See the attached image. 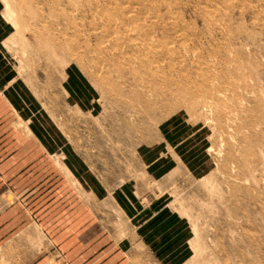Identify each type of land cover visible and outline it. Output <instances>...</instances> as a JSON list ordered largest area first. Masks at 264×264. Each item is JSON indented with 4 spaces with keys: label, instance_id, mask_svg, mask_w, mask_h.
<instances>
[{
    "label": "rangeland",
    "instance_id": "374dc122",
    "mask_svg": "<svg viewBox=\"0 0 264 264\" xmlns=\"http://www.w3.org/2000/svg\"><path fill=\"white\" fill-rule=\"evenodd\" d=\"M0 23L27 105L0 91V264H264V0H0Z\"/></svg>",
    "mask_w": 264,
    "mask_h": 264
},
{
    "label": "crops",
    "instance_id": "0c3cea01",
    "mask_svg": "<svg viewBox=\"0 0 264 264\" xmlns=\"http://www.w3.org/2000/svg\"><path fill=\"white\" fill-rule=\"evenodd\" d=\"M3 27H4L3 23H0V38H1L2 33L4 32ZM1 28H3V29H1ZM69 79H70V77L68 76L66 78V81ZM0 89H1L0 91L2 92V94L4 96L9 97V99L15 105L16 108H19L20 110H24L22 104L24 103V105H25L26 103H25V101L21 95V94H23V90H22L21 85H18L17 83H15L14 80L12 81V79H11V81H9V74H6V72H3V71L0 72ZM25 106H27V105H25ZM29 106L32 109V105H29ZM29 106H28V108H29ZM80 174H82V173L80 172V169H79V175ZM80 176L83 179L82 175H80Z\"/></svg>",
    "mask_w": 264,
    "mask_h": 264
},
{
    "label": "bare ground",
    "instance_id": "6f19581e",
    "mask_svg": "<svg viewBox=\"0 0 264 264\" xmlns=\"http://www.w3.org/2000/svg\"><path fill=\"white\" fill-rule=\"evenodd\" d=\"M141 28V27H140ZM140 33H142V32H140Z\"/></svg>",
    "mask_w": 264,
    "mask_h": 264
}]
</instances>
